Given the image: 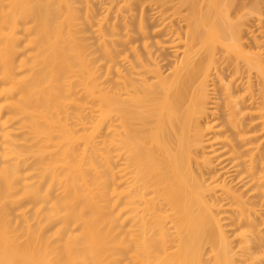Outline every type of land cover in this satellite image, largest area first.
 Wrapping results in <instances>:
<instances>
[{"label":"bare ground","instance_id":"obj_1","mask_svg":"<svg viewBox=\"0 0 264 264\" xmlns=\"http://www.w3.org/2000/svg\"><path fill=\"white\" fill-rule=\"evenodd\" d=\"M262 4L0 0V264H264Z\"/></svg>","mask_w":264,"mask_h":264},{"label":"rangeland","instance_id":"obj_2","mask_svg":"<svg viewBox=\"0 0 264 264\" xmlns=\"http://www.w3.org/2000/svg\"><path fill=\"white\" fill-rule=\"evenodd\" d=\"M263 1H264V0H262V2H263ZM262 6H264V4H262ZM262 10H264V9H262ZM254 79H255V78H254ZM254 79H253V80H254ZM255 81H256V79H255ZM230 133H232V132H230Z\"/></svg>","mask_w":264,"mask_h":264}]
</instances>
